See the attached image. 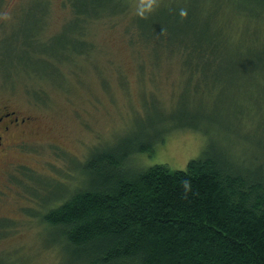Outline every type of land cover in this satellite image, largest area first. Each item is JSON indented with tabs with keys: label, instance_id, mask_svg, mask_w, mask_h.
Listing matches in <instances>:
<instances>
[{
	"label": "rangeland",
	"instance_id": "obj_1",
	"mask_svg": "<svg viewBox=\"0 0 264 264\" xmlns=\"http://www.w3.org/2000/svg\"><path fill=\"white\" fill-rule=\"evenodd\" d=\"M174 1L130 0L126 15L89 22L91 50L61 62L43 54L56 52L54 39L71 29L66 0H0V106L34 121L27 143L0 162V223L9 220L0 227V264H59L58 247H47L42 214L31 215L40 208L32 192L40 184L37 196L50 201L87 186L85 163L95 149L157 132L163 141H154L138 167L172 170L185 169L208 143L249 163L261 152L264 125L255 109L264 105V87L254 86L252 73L194 74L160 45L128 40L132 14ZM30 34L37 40L28 48ZM188 122L200 129L180 125Z\"/></svg>",
	"mask_w": 264,
	"mask_h": 264
},
{
	"label": "trees",
	"instance_id": "obj_2",
	"mask_svg": "<svg viewBox=\"0 0 264 264\" xmlns=\"http://www.w3.org/2000/svg\"><path fill=\"white\" fill-rule=\"evenodd\" d=\"M66 2L71 29L54 39L56 52L43 54L61 62L91 50L89 22L130 11V0ZM125 27L133 30L130 42L160 45L191 73L247 71L257 89L264 87V0H175L132 14ZM35 36H27L28 48ZM255 113L264 125V105ZM155 140H162L157 132L132 135L95 149L85 163L88 185L65 188L53 200H41L36 183L40 208L31 215L42 214L59 264H264V143L250 163L208 143L183 170L138 167Z\"/></svg>",
	"mask_w": 264,
	"mask_h": 264
},
{
	"label": "flooded vegetation",
	"instance_id": "obj_3",
	"mask_svg": "<svg viewBox=\"0 0 264 264\" xmlns=\"http://www.w3.org/2000/svg\"><path fill=\"white\" fill-rule=\"evenodd\" d=\"M33 119L20 117L5 106H0V162L13 148L27 143Z\"/></svg>",
	"mask_w": 264,
	"mask_h": 264
}]
</instances>
